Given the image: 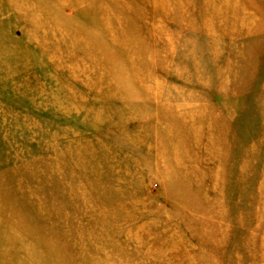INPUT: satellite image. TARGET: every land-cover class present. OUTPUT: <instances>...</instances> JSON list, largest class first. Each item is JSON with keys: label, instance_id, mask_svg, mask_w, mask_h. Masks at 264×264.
I'll return each mask as SVG.
<instances>
[{"label": "rangeland", "instance_id": "rangeland-1", "mask_svg": "<svg viewBox=\"0 0 264 264\" xmlns=\"http://www.w3.org/2000/svg\"><path fill=\"white\" fill-rule=\"evenodd\" d=\"M0 264H264V0H0Z\"/></svg>", "mask_w": 264, "mask_h": 264}]
</instances>
